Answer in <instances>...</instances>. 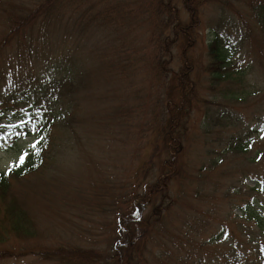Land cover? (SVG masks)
Wrapping results in <instances>:
<instances>
[{
  "label": "rangeland",
  "instance_id": "obj_1",
  "mask_svg": "<svg viewBox=\"0 0 264 264\" xmlns=\"http://www.w3.org/2000/svg\"><path fill=\"white\" fill-rule=\"evenodd\" d=\"M42 1L0 0V172L46 144L42 167L14 183L33 237L1 244L26 255L0 264H58L37 256L57 247L111 252L119 217H150L144 193L161 166L169 172L156 131L181 55L173 46L165 73H152L156 40L171 34L150 11L152 0H65L49 23L40 18L1 45L6 18ZM262 2L207 0L199 8L186 55L196 100L183 152L155 201L163 209L158 225L138 245L129 242L140 249L130 264H264V37L254 18ZM171 3L186 25L182 0ZM216 35L235 55L232 77L211 89L208 46ZM66 68L71 99L63 85L54 88ZM33 112L51 119L47 134L17 127ZM239 143L245 152L231 148Z\"/></svg>",
  "mask_w": 264,
  "mask_h": 264
},
{
  "label": "trees",
  "instance_id": "obj_2",
  "mask_svg": "<svg viewBox=\"0 0 264 264\" xmlns=\"http://www.w3.org/2000/svg\"><path fill=\"white\" fill-rule=\"evenodd\" d=\"M207 0H182L183 8L188 15V22L182 25L179 21L178 10L171 3V0H152L149 9L153 11L154 18H159L164 24L163 30L169 28L170 36L164 40H156L155 50L152 52V73L158 76L164 74L166 68L171 63V50L175 46L181 55V65L178 72L168 75V82L162 94L163 100L160 101L162 109L161 122L156 131L159 138V149L165 153L168 160V173L163 172L161 166L160 174L147 189L143 196V202L149 199L152 203L150 217L140 218L132 214L123 215L118 220V238L114 243L111 252H101L95 249H78L57 247L44 249L37 253L44 261H54L58 264H130L133 261L132 253L137 256L140 254L139 248L129 245L134 240L136 245L142 237L146 236L153 227L160 221L161 204L156 206L155 201L158 196L166 191L168 186L167 177L171 175L178 165L177 156L183 152V142L186 132V121L189 115L191 104L196 100V90L191 81L192 64L188 60L187 51L193 46V31L198 26V13ZM68 1L65 0H43L34 9L27 12L24 16H8L6 22V33L1 45H5L19 36L23 31L29 29L37 20L45 17L50 22L55 18V14L63 10ZM22 15V14H21ZM254 18L264 37V2L254 8ZM162 39V40H161ZM154 43V36L152 37ZM235 49H232L230 42L224 36H215L208 46V56L210 63L206 68L209 74L211 89L219 85L223 80L232 77V64ZM167 58V59H166ZM70 69H64L63 78L55 82L57 89H65V95L70 96L73 79L70 77ZM60 92V91H59ZM33 115L21 120L17 125L25 135L34 132L40 136L49 132L51 119L40 113L33 112ZM57 115V114H56ZM56 119L65 118V115H58ZM50 118V117H49ZM36 130V131H33ZM44 139H46L44 137ZM43 139V141H44ZM46 144L36 153L30 154L23 162L16 164L6 172H0V245L12 240H28L33 237L34 228L30 219V214L26 208V203L16 189L14 183L24 180L28 176L36 173L43 165V150ZM232 149L238 152H245L246 148L239 143L232 145ZM245 148V149H244ZM161 208V209H160ZM163 211V209H162ZM20 251H0V261L10 258L23 256Z\"/></svg>",
  "mask_w": 264,
  "mask_h": 264
}]
</instances>
